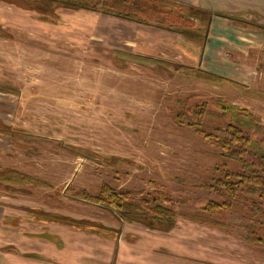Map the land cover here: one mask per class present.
Segmentation results:
<instances>
[{
    "label": "rangeland",
    "instance_id": "374dc122",
    "mask_svg": "<svg viewBox=\"0 0 264 264\" xmlns=\"http://www.w3.org/2000/svg\"><path fill=\"white\" fill-rule=\"evenodd\" d=\"M17 1L36 9L33 0ZM46 4L52 14L0 0V124L6 126L0 172L14 170L43 184L0 181V264L6 252L26 250L22 238L51 234L52 226L24 221L27 209L128 225L83 197H101L104 187L149 214L152 204L170 209L177 219L172 241L189 248V262L264 264V242L255 240L264 235V215L251 212L250 200L204 187L220 175V149L188 124L202 104L221 113L216 99L222 97L254 116L235 112L228 121L264 155V87L214 83L157 62L152 57L170 59L163 43L170 35L152 26ZM182 113L190 121L179 124ZM225 200L233 206L207 208ZM15 221L21 223L11 228Z\"/></svg>",
    "mask_w": 264,
    "mask_h": 264
},
{
    "label": "crops",
    "instance_id": "0c3cea01",
    "mask_svg": "<svg viewBox=\"0 0 264 264\" xmlns=\"http://www.w3.org/2000/svg\"><path fill=\"white\" fill-rule=\"evenodd\" d=\"M176 2L185 10L198 11L196 17H186L185 34L134 22L170 35L163 39L170 59L152 57L154 60L178 69L217 74L220 79L214 83L246 89L264 87V0ZM26 216L24 221L52 226L51 234L22 238V247L37 254L28 257L25 249L6 252L3 264H203L199 260L189 262V248L173 243V227L165 231L139 223L123 222L118 227L100 222L108 230L117 229V234H110L92 227L35 221L28 212ZM19 223L13 222L11 228Z\"/></svg>",
    "mask_w": 264,
    "mask_h": 264
},
{
    "label": "trees",
    "instance_id": "16d2710c",
    "mask_svg": "<svg viewBox=\"0 0 264 264\" xmlns=\"http://www.w3.org/2000/svg\"><path fill=\"white\" fill-rule=\"evenodd\" d=\"M3 1L16 4L25 10L36 11L41 8L46 11V14L53 13L45 7L48 4L46 2L57 4L55 5L57 8L66 7L77 10L102 11L125 21L151 24L159 28L177 30L182 34L188 31L185 29L188 27L186 17L189 15L196 17L198 15V11L195 9L188 11L181 8L176 0H33L36 9L27 7L24 5L25 3H19L17 0H15L16 3L14 0ZM37 12L39 13L40 11ZM196 73L202 74V78L210 81L220 79V76L214 73L194 71L191 74L197 76ZM216 106L221 110V113L214 115L208 107H205V104L195 108L194 115L197 120L188 123L190 126L197 128V131L204 139L220 149V152L215 155L219 162L217 169L220 175L215 177L212 184H206L204 187L217 191L219 195H222L221 191L223 190L231 200L236 198L250 200L252 203L251 212L264 215L260 206V203L264 204V155L250 148L252 138L245 130L228 121L235 112L247 118H253L254 116L246 109L239 108L222 97L216 99ZM209 116L212 117L213 123H215L212 130L207 126L209 122L212 123ZM177 117L183 119L179 121V124H183L184 121H190L184 113ZM186 118L187 120H185ZM4 126L0 124V129L5 130ZM256 128L262 129V126L256 125ZM215 132L221 133L223 136H218ZM0 181L5 184L27 185L33 181L42 184L38 180H32L26 174H21L14 170L0 172ZM101 192V197H92L90 195H84L83 197L90 201L102 203L111 211L119 213L121 218L129 223H139L149 228L168 231L177 221L172 211L161 205H151L150 209L154 211V215H152L141 210L142 205L134 201V199H125L108 187H104ZM231 200H225L221 204L209 202L207 208L220 212L233 206ZM26 211L35 221L54 222L82 228L92 227L98 231H108L110 234L118 233L117 229L113 231V228L108 227V230L106 229L107 226L101 223L95 224L88 220L76 219L68 215L45 212L42 209H27ZM185 216L195 219L194 216L188 214H185ZM255 240L264 242V235L259 236Z\"/></svg>",
    "mask_w": 264,
    "mask_h": 264
}]
</instances>
